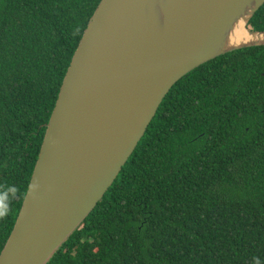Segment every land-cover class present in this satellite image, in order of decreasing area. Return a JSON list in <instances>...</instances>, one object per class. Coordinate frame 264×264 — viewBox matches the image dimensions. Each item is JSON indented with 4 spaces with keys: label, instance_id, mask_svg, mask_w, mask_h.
Here are the masks:
<instances>
[{
    "label": "trees",
    "instance_id": "1",
    "mask_svg": "<svg viewBox=\"0 0 264 264\" xmlns=\"http://www.w3.org/2000/svg\"><path fill=\"white\" fill-rule=\"evenodd\" d=\"M101 0H0V253ZM264 30V4L250 20ZM264 45L182 77L48 264H264Z\"/></svg>",
    "mask_w": 264,
    "mask_h": 264
},
{
    "label": "water",
    "instance_id": "2",
    "mask_svg": "<svg viewBox=\"0 0 264 264\" xmlns=\"http://www.w3.org/2000/svg\"><path fill=\"white\" fill-rule=\"evenodd\" d=\"M264 0H101L64 77L0 264H48L115 182L187 73L264 45ZM264 75V72H263Z\"/></svg>",
    "mask_w": 264,
    "mask_h": 264
}]
</instances>
